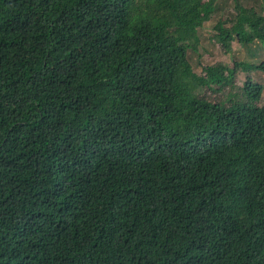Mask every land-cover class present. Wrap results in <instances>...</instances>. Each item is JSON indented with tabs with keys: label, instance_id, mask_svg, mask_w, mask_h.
<instances>
[{
	"label": "trees",
	"instance_id": "16d2710c",
	"mask_svg": "<svg viewBox=\"0 0 264 264\" xmlns=\"http://www.w3.org/2000/svg\"><path fill=\"white\" fill-rule=\"evenodd\" d=\"M217 0H0V264H264V85L194 71ZM264 45V9L213 28Z\"/></svg>",
	"mask_w": 264,
	"mask_h": 264
},
{
	"label": "rangeland",
	"instance_id": "374dc122",
	"mask_svg": "<svg viewBox=\"0 0 264 264\" xmlns=\"http://www.w3.org/2000/svg\"><path fill=\"white\" fill-rule=\"evenodd\" d=\"M218 9L211 21L199 29L201 39L198 51H189V59L194 71L201 74L203 68L216 63H226L234 66L237 61H244L251 64H258L264 60V45L261 43L253 44L246 47L236 41L233 45V51L227 53L215 39L214 26L223 17L232 18L237 13L238 4H242L247 8H255L259 12H263L264 0H217ZM249 79L264 85V73L261 71L240 72L238 75V84L243 86ZM264 104V95L263 100Z\"/></svg>",
	"mask_w": 264,
	"mask_h": 264
}]
</instances>
